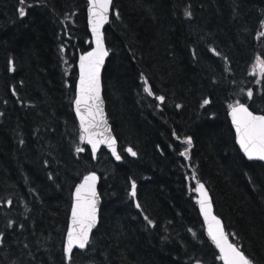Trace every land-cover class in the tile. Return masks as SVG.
<instances>
[{
    "label": "trees",
    "instance_id": "obj_1",
    "mask_svg": "<svg viewBox=\"0 0 264 264\" xmlns=\"http://www.w3.org/2000/svg\"><path fill=\"white\" fill-rule=\"evenodd\" d=\"M84 11L0 0V264H220L172 133L191 139L189 165L229 240L264 264V164L238 152L226 118L237 102L264 114V72H251L264 63V0H111L100 82L117 163L103 149L91 160L71 111ZM89 171L97 225L65 261L70 192Z\"/></svg>",
    "mask_w": 264,
    "mask_h": 264
},
{
    "label": "snow or ice",
    "instance_id": "obj_2",
    "mask_svg": "<svg viewBox=\"0 0 264 264\" xmlns=\"http://www.w3.org/2000/svg\"><path fill=\"white\" fill-rule=\"evenodd\" d=\"M23 3V0H21ZM110 0H90L92 6L91 15L93 17L92 31L97 33L96 43L97 49L87 54V56L81 57V75L79 83V95L75 101L77 105V112L79 114V105L82 102H86L87 99L93 101L99 99V68L103 63L104 56H107V51L103 48V42L101 36L98 34V26L102 21L107 20V10ZM99 9V11H97ZM21 16L25 15L23 10L19 13ZM264 70V66H262ZM146 92L152 94L150 89L146 88ZM248 96L251 98L252 92L249 91ZM163 100V97H158ZM208 103L207 100L204 101ZM231 115L233 123L238 135V143L247 157L251 159L264 160V115H254L242 104H237L231 109ZM83 123V117L81 116ZM91 143V141H89ZM103 142V141H100ZM111 143L114 144V141ZM185 143L191 147V139H187ZM96 144H93V151L95 152ZM77 151H82L78 148ZM128 151L135 156L136 153L132 149ZM113 155L119 160L120 156L116 154L115 148H113ZM186 155V151L181 153ZM96 176L92 174L85 177V182L77 187L75 194V203L72 208V226L68 231L66 253L71 254L73 246H77L81 249L89 243V232L95 226L96 222V192H95ZM136 185H132V196H135ZM200 191L205 197L207 193L204 191V185L198 186ZM88 193L85 198L82 193ZM201 210L207 219L210 215L211 204L207 200H201ZM139 207V205H137ZM212 221L216 225L213 227L209 224L208 234L216 247L219 249L220 258L224 261V264H251L250 260L244 255L238 246L231 243L228 236L223 231L220 221L215 217H211Z\"/></svg>",
    "mask_w": 264,
    "mask_h": 264
},
{
    "label": "water",
    "instance_id": "obj_3",
    "mask_svg": "<svg viewBox=\"0 0 264 264\" xmlns=\"http://www.w3.org/2000/svg\"><path fill=\"white\" fill-rule=\"evenodd\" d=\"M84 1H85V11H84V13H85V26H86V31H87L88 37H89V48L82 53H78L77 57H76V61H75L76 77H75V81H74L73 98L71 101V111H72L74 119L77 123L78 130L82 136V142L87 147V149L89 151L91 160L94 161L96 156H97L98 151L100 149H103L106 153H108V155L110 156L112 161L117 163V162L121 161V156L118 152V143H117L115 136L113 135V133L111 131L110 125L106 119V114H105V110H104V101H103L102 94H101V82H100L101 71H102V68L104 66V63H105V60H106L108 54H107V56H104L103 63L100 65V68H99V99L95 100V101H93L91 99H87L86 102H82L79 105V114L77 112V105L75 103V101L79 95V83H80V75H81V68H80L81 57L87 56L88 53L93 52L94 50L97 49V43H96L97 33H94L92 31V23H91V21L93 19L92 15H91L92 6L90 4V0H84ZM110 4H111V0H110V3L108 5V10L106 13L107 20L100 22L99 26H98V34L102 38L103 48L105 51H107V49L105 47V43H104V39H103V28L108 23V18H109V13H110ZM97 11H99V9H97ZM107 53H108V51H107ZM141 80L143 83L144 93L150 99L156 101V98L153 94L150 95L148 92L145 91L146 88L150 89V87H149V84H148L146 78L143 75H141ZM237 104H242L245 107H247L245 103L237 102L235 104H231L226 110V118H227L229 125H230V128L233 132L234 144H235L238 152L243 156V158L246 161H259V162L264 164V160H259V159H251L250 160L247 157V155L244 153V151L241 149V147L238 143V135H237L236 128H235V125L233 123V118L231 115L232 107L236 106ZM248 110L250 112H252L249 108H248ZM252 113L254 115H258V116L264 115L262 113H256V112H252ZM81 116L83 117V123L81 121ZM171 136L175 141H180V143L187 145V147L184 150H182L181 153H184L186 151V155H182V156L185 160L186 167L188 168V170L190 172V180H191V184L194 188L195 204H196V208H197V211H198V214L200 217V221L202 223V226L204 228L206 236L211 241L216 253L218 254V259H219L220 264H224V261L220 258L221 253H220L219 249L216 247L215 243L212 241V239L210 238V236L208 234L209 224H212L213 227H216V225L214 224V222L211 219L212 216H215L220 221V225L222 226V228H223V225H222L220 218L217 215H215L213 212V207H212V203H211V199H210L208 190L206 189L205 185L201 181H198L195 178L193 171L191 170L190 166L188 165V152H189L190 147L188 146L187 143H185V141L189 138H185L182 140L177 139L175 137L174 133H172ZM89 141H91V143ZM100 141H103V142H100ZM112 141H114V144L111 143ZM93 144H96L95 152L93 151ZM113 148H115L116 154L120 156L119 160H117L115 155H113ZM128 149H129V147H125L124 151L128 155L132 156V154L128 151ZM92 174H95V176H96V181H95L96 222H95V226L89 232V238H90L92 231L95 229V227L97 225V215H98V209H99V205H100V197H99V194L97 191L98 175L94 171H89V172L85 173L83 176H81L79 181L74 184V186L72 187L71 192H70V205H69L66 229L64 232L63 244H62L63 253L65 255V261H68L70 258V254L66 253L65 249L67 247L68 231H69L70 227L72 226V208H73L74 203L76 202L75 201L76 189L78 186H80L81 184H83L85 182V177H88ZM200 184L204 185V191L207 193L206 197L200 191L197 190L198 186ZM82 195L85 198H87L88 193L85 191L84 193H82ZM201 200H207L211 204L210 215L208 216L207 219L205 218V215L201 210V203H200ZM223 231H224V228H223ZM231 243H233V242H231ZM80 249L81 248H79L75 245L73 246V250H80Z\"/></svg>",
    "mask_w": 264,
    "mask_h": 264
},
{
    "label": "rangeland",
    "instance_id": "obj_4",
    "mask_svg": "<svg viewBox=\"0 0 264 264\" xmlns=\"http://www.w3.org/2000/svg\"><path fill=\"white\" fill-rule=\"evenodd\" d=\"M263 24L264 20L262 21L261 25ZM262 66H264V63L260 62L258 59H256L253 65L251 66V72L253 73L254 78L256 80L261 76L262 72H264V70H262Z\"/></svg>",
    "mask_w": 264,
    "mask_h": 264
},
{
    "label": "flooded vegetation",
    "instance_id": "obj_5",
    "mask_svg": "<svg viewBox=\"0 0 264 264\" xmlns=\"http://www.w3.org/2000/svg\"><path fill=\"white\" fill-rule=\"evenodd\" d=\"M172 135V134H171ZM175 135V134H174ZM172 137V136H171ZM176 137V136H175ZM177 138V137H176ZM173 139V138H172ZM177 139H185L184 137L183 138H177ZM173 141L174 142H176V143H178V144H180L181 146H182V148H181V150H180V153L182 152V150H184L186 147H187V145H184V144H182V143H180V141H175L174 139H173ZM189 150H190V148H189ZM182 156V155H181ZM183 157V156H182ZM184 159V158H183ZM184 162H185V160H184ZM185 165H186V163H185ZM188 165H189V152H188ZM190 166V165H189ZM187 168V167H186ZM191 168V167H190ZM187 170H188V168H187ZM191 170H192V168H191ZM189 171V170H188ZM189 174H190V172H189Z\"/></svg>",
    "mask_w": 264,
    "mask_h": 264
}]
</instances>
